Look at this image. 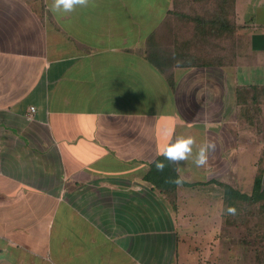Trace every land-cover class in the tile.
<instances>
[{"label":"crops","instance_id":"obj_1","mask_svg":"<svg viewBox=\"0 0 264 264\" xmlns=\"http://www.w3.org/2000/svg\"><path fill=\"white\" fill-rule=\"evenodd\" d=\"M50 4L0 0V264H235L219 235L236 230L219 223L222 184L250 192L264 179V34L240 31L236 0L222 63L198 46L162 67L168 79L149 38L150 52L176 56L186 15L206 3L94 0L66 15ZM252 86L261 109L245 116ZM179 136L217 147L207 167L180 163L173 204L152 163Z\"/></svg>","mask_w":264,"mask_h":264},{"label":"trees","instance_id":"obj_2","mask_svg":"<svg viewBox=\"0 0 264 264\" xmlns=\"http://www.w3.org/2000/svg\"><path fill=\"white\" fill-rule=\"evenodd\" d=\"M203 3H206L202 9L192 10L191 14L186 15L188 18L192 19V26L188 32L189 39L184 41L183 43L178 40L173 45L176 49V56H168L165 57L158 52H150L149 48L154 46V36H150L148 41V58L151 62L155 63L154 65L158 66L164 75L167 76L168 79H172L170 75L166 74L163 70V66L168 65L169 62H174L176 64H181L180 59H184L183 55L188 54V60L191 56H196V50H198V46H203L202 48L209 47L212 49L214 54L213 57L206 58L203 57L202 62L212 61V63H222V52L223 49L227 48L229 41V48L232 49V41L236 36L237 29V19H236V11H235V1L236 0H201ZM184 15V14H183ZM153 35H156L153 34ZM181 43V44H180ZM181 52V56L179 53ZM160 55L157 60L154 61L153 56ZM217 56V57H216ZM200 57L197 58L195 63H201ZM187 58H185V61ZM183 61L182 64L188 63L193 64L191 61ZM259 87L252 86L249 90L250 94L247 96L244 95L243 100L241 97V105L246 108L243 109L242 112L245 116H250L254 111L259 112ZM163 161L167 167L163 172H160L159 175L155 178L157 179L158 187L166 193L167 196L171 198L173 204H176V190L177 185L172 183L171 181L177 178L176 165L169 164L162 155L158 156L155 161L152 163L155 167L156 161ZM224 189V204H226V216L228 217V223L233 224L235 218H230V215L227 214L228 207H235L237 209V213L239 212L240 206L243 207H258L260 210V215L262 214V218L264 217V187H263V175L262 173H258L254 185L253 190L250 192H243L239 189H235L230 185L222 184ZM239 208V209H238ZM236 216V215H235ZM233 216V217H235Z\"/></svg>","mask_w":264,"mask_h":264},{"label":"rangeland","instance_id":"obj_3","mask_svg":"<svg viewBox=\"0 0 264 264\" xmlns=\"http://www.w3.org/2000/svg\"><path fill=\"white\" fill-rule=\"evenodd\" d=\"M237 10L239 12L241 23H246L240 25L241 32L244 33V31H246L264 34V0H237ZM245 27L247 30H245ZM255 137L258 138L257 135H253V138L251 139H254ZM251 155L252 154H246V157L249 159V163H247L244 160V153H242L240 159L241 173L243 172L242 170H244L245 173V169H251ZM262 168L264 169V166ZM240 208L241 209L238 208L239 212L235 217L230 215L231 219L235 218V221H232L236 224L235 234L231 231L228 233V229L224 227L221 233H219L221 237L220 240L225 242V247H227L226 242H229L230 250L234 253L235 264H264V217L262 218L263 215H260L258 207H249L246 205L243 207L241 205ZM223 214V217H221V219L219 218V223L221 225V223L223 224L224 222L225 225H227L228 217L226 216V204L224 205ZM199 224L202 227L210 225L209 222ZM187 233V238L188 236L196 237L194 233ZM183 238L187 240L186 237ZM206 240L207 239L205 238V241ZM187 242L189 241L187 240ZM204 255L205 252H200L197 257L201 259ZM219 258L226 259V251L222 256L219 254Z\"/></svg>","mask_w":264,"mask_h":264},{"label":"clouds","instance_id":"obj_4","mask_svg":"<svg viewBox=\"0 0 264 264\" xmlns=\"http://www.w3.org/2000/svg\"><path fill=\"white\" fill-rule=\"evenodd\" d=\"M94 5V0H51L49 9L53 14H71L78 9H86ZM215 142L206 141L203 144H198L195 137L179 136L175 139L174 143H171L164 147L160 154L164 157L169 164L176 165L177 178L171 182L177 186H181L184 182V178L179 175L180 163H191L197 167H207L209 165V157L211 153L216 151ZM155 167L157 171L163 172L167 165L163 161H156ZM63 196V192L61 193ZM227 214L231 216L237 215V209L235 207H228Z\"/></svg>","mask_w":264,"mask_h":264},{"label":"built area","instance_id":"obj_5","mask_svg":"<svg viewBox=\"0 0 264 264\" xmlns=\"http://www.w3.org/2000/svg\"><path fill=\"white\" fill-rule=\"evenodd\" d=\"M35 111V107L34 106H32L31 107V112H29L28 114H27V116L30 118V119H32V115H33V112Z\"/></svg>","mask_w":264,"mask_h":264}]
</instances>
